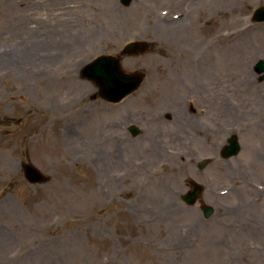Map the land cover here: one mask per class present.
Returning a JSON list of instances; mask_svg holds the SVG:
<instances>
[{
    "label": "rangeland",
    "instance_id": "rangeland-1",
    "mask_svg": "<svg viewBox=\"0 0 264 264\" xmlns=\"http://www.w3.org/2000/svg\"><path fill=\"white\" fill-rule=\"evenodd\" d=\"M263 5L0 0V264H264V82L254 72L264 60V23L250 22ZM133 40L151 44L121 61L125 72L145 74L140 89L117 106L91 101L94 85L79 78L82 67ZM194 43L205 44L197 57L202 64L207 55L213 67L206 75L190 65ZM201 85L215 108L222 88L232 113L220 126L210 122V144L202 133L168 143L164 131L186 137L181 122ZM167 93L183 112L161 110L173 117L153 126L164 141L129 138L117 151L106 137L107 110L118 119L130 111L135 122L142 99L147 113L159 111L155 97ZM232 132L241 153L224 161L216 153ZM24 162L50 180L29 184ZM190 179L204 186L193 206L181 201ZM205 205L214 210L207 220Z\"/></svg>",
    "mask_w": 264,
    "mask_h": 264
},
{
    "label": "water",
    "instance_id": "water-1",
    "mask_svg": "<svg viewBox=\"0 0 264 264\" xmlns=\"http://www.w3.org/2000/svg\"><path fill=\"white\" fill-rule=\"evenodd\" d=\"M132 0H122L124 6L130 5ZM252 20L254 22L264 21V7L256 9ZM122 55H131L143 53L147 49V45L140 42L130 43L123 47ZM258 73L264 72V61H258L256 65ZM82 76L92 80L99 88L98 96L102 99L117 103L123 98L137 90L140 86L143 75L139 73L125 74L122 72L120 66V57L100 56L90 65L83 68ZM264 79V77H262ZM136 127H131V132L136 134ZM239 152L238 142L235 136L229 140V146L225 148L224 158L236 156ZM206 161L199 164V168L206 165ZM24 177L31 184H43L47 178L43 176L34 166L30 164H23ZM193 186V192L183 197L184 202L192 205L196 202L202 191L201 187L195 183H190ZM212 209L208 207L203 208L204 217L207 218L212 214Z\"/></svg>",
    "mask_w": 264,
    "mask_h": 264
},
{
    "label": "flooded vegetation",
    "instance_id": "flooded-vegetation-1",
    "mask_svg": "<svg viewBox=\"0 0 264 264\" xmlns=\"http://www.w3.org/2000/svg\"><path fill=\"white\" fill-rule=\"evenodd\" d=\"M196 97L191 100L189 106L186 107V115L187 117L183 118V121L181 122V125L183 126L185 133L184 136L189 135V130L193 132L196 129V137L193 138H199L200 132L206 133L209 131L210 127V121L211 118L214 122L217 120V124L222 125V122H224L225 119V111L224 108L225 103L223 100H221V97L225 99V95H222V91H220L217 95V98L219 97L218 105L217 108H215V101L211 98V95L207 93L205 87H201L198 91L193 93ZM168 99L164 95L159 94L155 98L162 99V102L164 106H171L173 107L178 113L183 112V109H179L177 102L175 100L170 102V99L173 97V94H168L167 93ZM226 100V99H225ZM193 103V104H192ZM164 106H159V108H162ZM146 102L142 99V115L137 116L136 120L139 121V123L142 125V132L140 133V136H142V144L145 143L146 141L150 142H157V140H164L169 142V143H175L176 141H182L185 143L186 137H177L173 136V134L169 133L167 131H164L165 136L164 138L162 137H157L156 134L153 131V126L157 124V122L162 124V120L165 119L167 121L172 120V116L168 118V115L162 114V116L158 115V111H154L152 109H149L150 112H146ZM213 108V112L217 111V116L211 115V109ZM255 107H252V110L250 112V116L253 118H256L255 116ZM257 110V109H256ZM127 114V115H126ZM125 115H122L121 118L117 119L114 121V118H112V122L109 126V131H116L114 135H110V139L113 141H120L118 144H125L127 140L130 138V111L126 112ZM180 117V116H179ZM182 118V117H180ZM117 121V122H116ZM156 121V122H155ZM162 131V130H160ZM159 131V132H160Z\"/></svg>",
    "mask_w": 264,
    "mask_h": 264
},
{
    "label": "bare ground",
    "instance_id": "bare-ground-1",
    "mask_svg": "<svg viewBox=\"0 0 264 264\" xmlns=\"http://www.w3.org/2000/svg\"><path fill=\"white\" fill-rule=\"evenodd\" d=\"M163 20H164V22H162V23L164 25L170 26V25L173 24V22L171 20H168L166 18H164ZM200 45H202V46H200ZM199 48L204 49L205 48V44L194 43V51H195V53L192 54V52H190V54H188V55H190V58L189 57L188 58L191 60V64H190L191 67H194L195 68V73L206 75L207 73H210L211 72V70L213 69V67L209 64V62H206L207 55H206V58H205V62H203L201 64V62L199 61L200 59L197 57V52H198V50H200ZM209 82H210V80H209ZM209 85H213V84L210 83ZM199 88L201 89V87H199ZM217 88H218L217 90L219 92L222 91V88H220V87H217ZM174 96L175 95H173V97L170 99V102L173 101V100H175ZM165 97H166V99H168L167 94H166ZM249 101H250V99H249ZM247 107H249V106H247ZM227 110H230L228 113H232V109L230 107H228V106L224 108V111L227 112ZM227 114H226V117H227ZM201 133L203 135H210V131L209 132H206V133L200 132V134ZM117 145L119 146L120 149H122V147L125 146L123 144H117ZM117 145H115L116 146V149H117ZM117 151H118V149H117ZM101 152H102V150L95 149L96 157H98ZM116 159H120V156L119 155L116 156ZM97 161L100 162L101 161V158H99Z\"/></svg>",
    "mask_w": 264,
    "mask_h": 264
},
{
    "label": "trees",
    "instance_id": "trees-1",
    "mask_svg": "<svg viewBox=\"0 0 264 264\" xmlns=\"http://www.w3.org/2000/svg\"><path fill=\"white\" fill-rule=\"evenodd\" d=\"M12 123H11V120H10V122H8V123H5L4 125L5 126H10Z\"/></svg>",
    "mask_w": 264,
    "mask_h": 264
}]
</instances>
